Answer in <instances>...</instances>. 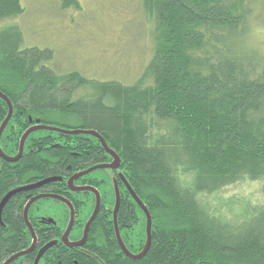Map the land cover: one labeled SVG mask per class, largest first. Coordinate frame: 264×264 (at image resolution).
Here are the masks:
<instances>
[{"label": "trees", "instance_id": "16d2710c", "mask_svg": "<svg viewBox=\"0 0 264 264\" xmlns=\"http://www.w3.org/2000/svg\"><path fill=\"white\" fill-rule=\"evenodd\" d=\"M21 1L0 0V22L21 16ZM55 1L62 10L79 9L77 0ZM262 4L140 0L142 16L152 26L153 52L132 86L98 83L76 71L59 75L50 50L22 49L16 27L0 30V93L14 110L1 140L5 153H16L31 116L47 126L93 131L120 159L117 171L99 170L100 177L89 178L101 203L85 247L93 257L76 258L78 264H264V204H245L244 215L232 218L210 201L243 182H262L264 197V63L240 54L253 7ZM6 107L0 99V123ZM10 126L16 128L9 131ZM30 142L58 144L48 149L54 160L24 152L14 168L0 170L15 172L10 182L29 169L74 173L111 161L88 135L38 132L26 148ZM106 176L118 185L117 228L130 254L144 247L146 219L119 176L150 215L151 243L139 260L126 257L117 244L111 218L115 191ZM6 184L0 182V198ZM83 200L82 226L93 209L90 193ZM13 204L1 213L0 264L30 245L21 210ZM62 251L55 246L38 264H58ZM34 255L13 264H32Z\"/></svg>", "mask_w": 264, "mask_h": 264}, {"label": "rangeland", "instance_id": "374dc122", "mask_svg": "<svg viewBox=\"0 0 264 264\" xmlns=\"http://www.w3.org/2000/svg\"><path fill=\"white\" fill-rule=\"evenodd\" d=\"M77 1L79 9L62 10L55 0H22L23 14L1 21L0 30L16 27L22 49L50 50L59 75L76 71L98 83L135 85L153 52L152 26L142 16L140 0ZM248 22L240 54L264 63V4L253 7ZM261 185L238 183L210 201L219 214L242 217L245 204H264Z\"/></svg>", "mask_w": 264, "mask_h": 264}, {"label": "flooded vegetation", "instance_id": "af4514ba", "mask_svg": "<svg viewBox=\"0 0 264 264\" xmlns=\"http://www.w3.org/2000/svg\"><path fill=\"white\" fill-rule=\"evenodd\" d=\"M13 115H14V110L0 137V152L5 157L11 158V159L15 158L18 155L20 139L22 135L29 128L31 127L34 128L38 126H46L44 124H40L39 119H34L31 116H28V121H27L28 127H26V129L23 131L19 139L18 149L16 153L10 156L5 153L6 149L2 147L1 140H2V137H3V134L6 128L8 127L9 122L12 120ZM6 117L4 118V120L6 119ZM2 123H0V127ZM15 128L16 126H10L9 131H13V129ZM61 130L68 131V129H61ZM38 132H41V131H35L28 135V137L26 138L24 142L23 148H22V154L19 156L17 161L7 162L3 160L2 158H0V170L2 167H3V170H6L7 168L9 169L14 168L15 164L21 159L24 152L25 154L27 153L35 154L37 155L39 159L43 160L44 162H47V161L51 162L52 160H54V159L52 160L48 159V149L58 147L59 145L56 143L51 144L49 146H45V145L36 146L34 142H30L28 147L26 148L27 140H29L31 136H34ZM58 134H62V133H58ZM62 135H66V134H62ZM12 136H13V132L8 133V137H12ZM40 150H43V152H41L40 154L37 153ZM76 157H79V155L76 154ZM111 161H112V158H111ZM95 166H98V165H93L89 167L87 166L85 169L79 170L77 172L75 171L74 173H70V172L65 173L64 171H62L61 169H57L56 167H52L50 168V170L47 169V172H44V171L31 172V169H29V172H27L24 175H19L21 177L15 178L14 181L12 182H10V180L13 177H15L13 176V174L15 175V172L14 173L13 172L8 173L6 171L0 172V182L4 181L7 183L6 186H8L7 191H5V193L1 196V198L7 196L8 194L11 195L10 198L8 199L7 205H5L2 212L4 211V209H8L7 207L8 204H10L13 201L14 203L13 205L17 209L20 208L19 210H21L22 222L28 231L29 239H30V245L28 246V248L16 253L15 255L28 250L33 244V239L35 240L34 249L31 253L17 258L10 264H13L18 259H24L26 256H30L32 254H35L34 255V260H35L39 250L49 243H54V245L50 247L46 252H48L49 250H51L57 245L65 249V251H62V252H64L63 256H67L66 257L67 260H65L67 264H78L76 258L79 259V261H81L83 259L86 260V259L93 257V253L89 252L85 248L86 243L88 241V236L86 237L85 243L83 245L75 247V248H69L65 245V243L66 244H76V243L81 242L83 238V230L88 220L82 226V222H80L82 217H80L79 215L81 209L79 208H82L83 202L85 203V200L82 201V198L84 195L87 194V192H82L83 191L82 189H86V190L92 189L96 191L97 193H99V195H101L98 187L91 185V179H89L90 177H95V178L100 177L99 176L100 174H96V171H99V170H94L85 175H82V173L91 170ZM65 170H69V167H66ZM106 177L109 180V183L113 184L114 176H106ZM119 177H122L123 179H125L123 176H119ZM120 181L123 184L125 190L128 192L123 181L122 180ZM113 186H114V191L116 192L117 190L118 197H119L120 194L118 191V185H113ZM122 192L123 190L121 189V194ZM92 193L90 194L93 199V209H92L93 211L95 207V192H92ZM17 196L20 201L18 200ZM38 197L40 198L37 199ZM15 203H17L18 205ZM27 206H28V209L26 212L27 219H25L24 214H25V210ZM113 208H115V204ZM118 210H119V207H118ZM111 218H112V223H113V210H112ZM71 220H72L71 230L68 235H65L66 230ZM28 225L30 226L31 230L29 229ZM13 256H10L8 259H10ZM63 256L61 257L62 259L58 262V264H61V262L63 261ZM58 257H60V255L56 256V258ZM8 259H6L2 264H5V262H7ZM34 260L32 264H34ZM64 264L66 263L64 262Z\"/></svg>", "mask_w": 264, "mask_h": 264}, {"label": "water", "instance_id": "95a60500", "mask_svg": "<svg viewBox=\"0 0 264 264\" xmlns=\"http://www.w3.org/2000/svg\"><path fill=\"white\" fill-rule=\"evenodd\" d=\"M0 99H2L8 106V114H7V117L6 119L3 121L1 127H0V137H1V134L6 126V124L8 123L11 115H12V109H11V105L8 101V99L2 95L0 93ZM39 130H46V131H55L56 133H62V134H66V135H76V134H85V135H90V136H93L95 137L101 144L102 148L105 150V152L112 158V164L108 165V166H103V165H98V166H95L93 167L91 170L87 171V172H84L82 173V175H85L89 172H92L94 170H101L103 168H109V169H113V170H116L118 168V164H119V158L118 156L111 150L109 149V147L107 146L106 142L95 132H92V131H64V130H61V129H55V128H51V127H46V126H38V127H34V128H31L29 130H27L21 137L20 139V143H19V152H18V155L11 159V158H7L5 157L1 152H0V158H2L3 160L7 161V162H15L17 161V159L19 158V156L22 154V148H23V145H24V142L26 140V138L28 137V135L34 131H39ZM124 184L126 185V188L130 194V196L132 197V199L135 201V203L139 206V208L142 210V212L144 213L145 215V219H146V244H145V247L144 249L142 250L141 253H139L138 255H133V254H130L124 247L121 239H120V235H119V231H118V228H117V222H116V215H117V210H118V207H119V197H118V193H117V190L115 192V195H116V204H115V208L113 210V226H114V232H115V237H116V240L120 246V249H121V252L128 258L132 259V260H138L140 258H142L147 250L149 249V245H150V237H151V234H150V231H151V218H150V215L145 207L144 204L141 203V201L138 199V197L135 195V193L131 190V188L127 185V183L124 181ZM83 191H85L86 189H82ZM89 191H92V192H95V196H96V206H95V209H94V214H97L98 212V206H99V198H98V195H97V192L92 190V189H88ZM13 194V193H12ZM10 194H8L7 196H5V198L3 199V201L1 202L0 204V214H1V211H2V208L5 204V202L8 201V199L10 198ZM40 197H38L37 199H39ZM27 209H28V206L25 210V214H24V217L25 219H27ZM94 219H91L87 222L86 224V227H85V230L83 232V238L81 240V242L79 243H76V244H65L70 246V247H77V246H81L85 243V240H86V236H87V232H88V228L91 224V222L93 221ZM29 226V225H28ZM71 227H72V220L71 222L69 223L68 225V228L66 230V233L65 235H68L70 230H71ZM29 229H30V226H29ZM31 230V229H30ZM67 242V240H66ZM34 245H35V240L33 239V244L31 245V247L26 250L25 252H22V253H19L13 257H11L10 259L7 260V262H5V264H10L11 262H13L14 260H16L17 258L21 257V256H24L26 254H29L33 251L34 249ZM54 245V243H49L47 244L46 246H44L42 249L39 250L35 260H34V264H38L40 258L43 256V254L50 248Z\"/></svg>", "mask_w": 264, "mask_h": 264}, {"label": "bare ground", "instance_id": "6f19581e", "mask_svg": "<svg viewBox=\"0 0 264 264\" xmlns=\"http://www.w3.org/2000/svg\"><path fill=\"white\" fill-rule=\"evenodd\" d=\"M10 103V102H9ZM6 104V103H5ZM7 105V104H6ZM10 105H11V103H10ZM7 108H8V106H7ZM11 109H12V107H11ZM46 127H51V126H46ZM51 128H55V129H59V128H57V127H51ZM31 129V128H30ZM29 130V129H28ZM39 131H44V132H54V133H56L55 131H46V130H39ZM64 131H66V130H64ZM68 131H82V130H68ZM35 132V131H34ZM93 132V131H92ZM76 135H85V134H76ZM69 136H74V135H69ZM88 136H90V135H88ZM93 137V136H92ZM95 138V137H94ZM104 150V149H103ZM104 152H105V150H104ZM106 153V152H105ZM107 154V153H106ZM119 158V157H118ZM113 161V160H112ZM110 164H112V162L110 163ZM110 164H104L103 166H108V165H110ZM119 166H120V159H119V164H118V168H119ZM118 168L116 169V170H113V169H109V168H103V169H101V170H110V171H117L118 170ZM119 178H121V180L123 181V183H124V181L126 182V180L125 179H123L122 177H119ZM127 183V182H126ZM113 185H117L116 184V181L115 180H113ZM127 185H128V183H127ZM129 186V185H128ZM125 187H126V185H125ZM82 192H90V193H92L91 191H89L88 189L87 190H85V191H82ZM93 194V193H92ZM97 195H98V198H99V206H98V212H99V209H100V197H99V194L97 193ZM5 197H3L2 199H1V201H0V204H1V202L3 201V199H4ZM8 202V201H7ZM7 202H5V204H4V206L7 204ZM34 202V201H33ZM135 202V201H134ZM115 204H116V197H115ZM137 205V204H136ZM4 206H3V208H4ZM95 206H96V196H95ZM119 206H120V198H119ZM138 206V205H137ZM139 207V206H138ZM3 208H2V210H3ZM94 209H95V207H94ZM113 210H114V208H113ZM141 210V209H140ZM142 211V210H141ZM98 212H97V214H98ZM1 213H2V211H1ZM97 214H94V212L92 213V215H91V217H90V219L89 220H91V219H94L95 220V218H96V216H97ZM144 214V213H143ZM145 216V215H144ZM88 220V221H89ZM0 221H1V214H0ZM93 222V221H92ZM92 222H91V224H92ZM146 223V222H145ZM87 224V223H86ZM91 224H90V226H91ZM90 226H89V228H88V232H89V230H90ZM85 227H86V225H85ZM85 227H84V230H85ZM84 230H83V232H84ZM88 232H87V234H88ZM145 232H146V224H145ZM87 237V236H86ZM150 243H151V237H150ZM117 244H118V242H117ZM145 244H146V240H145ZM145 244H144V247H145ZM66 245V244H65ZM67 247H69V248H75V247H70V246H68V245H66ZM118 246H119V244H118ZM78 247V246H77ZM125 247V246H124ZM144 247H143V249H144ZM149 247H150V245H149ZM119 248H120V246H119ZM126 249V248H125ZM142 249V250H143ZM121 250V249H120ZM127 250V249H126ZM148 251V250H147ZM142 252V251H141ZM140 252V253H141ZM147 253V252H146ZM138 255V254H137ZM145 256V255H144ZM141 259V258H140ZM139 260V259H138Z\"/></svg>", "mask_w": 264, "mask_h": 264}]
</instances>
